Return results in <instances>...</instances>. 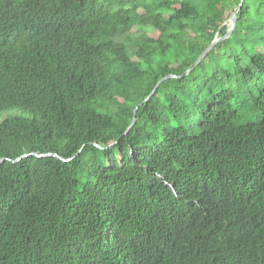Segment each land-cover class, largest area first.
I'll return each instance as SVG.
<instances>
[{"label": "trees", "instance_id": "16d2710c", "mask_svg": "<svg viewBox=\"0 0 264 264\" xmlns=\"http://www.w3.org/2000/svg\"><path fill=\"white\" fill-rule=\"evenodd\" d=\"M239 1L0 0V264H264V0L194 64Z\"/></svg>", "mask_w": 264, "mask_h": 264}, {"label": "water", "instance_id": "95a60500", "mask_svg": "<svg viewBox=\"0 0 264 264\" xmlns=\"http://www.w3.org/2000/svg\"><path fill=\"white\" fill-rule=\"evenodd\" d=\"M243 0H240L238 5L234 8L233 12L230 14V16L228 17V19L224 22V24H226L228 27H227V30H226V33L224 36L222 37H218L217 36V33L215 34L213 40L211 41V43L198 55V57L196 58L194 64H197L201 59L202 57L212 48V46L220 39L228 36L232 30L234 29L235 27V23H236V12L237 10L239 9V7L241 6V3H242ZM187 71H185L183 74H185ZM168 76H171L173 77L174 75H168ZM166 76V77H168ZM165 78V77H164ZM163 79V78H162ZM160 79L156 84L155 86L153 87V89L151 90V92L149 93V95L145 98L147 99L151 94L152 92L156 89L157 85L160 83V81L162 80ZM134 113H135V110H134ZM134 120H132V122L130 123V125L127 127V129H129L132 125ZM2 161V159L0 158V162Z\"/></svg>", "mask_w": 264, "mask_h": 264}, {"label": "rangeland", "instance_id": "374dc122", "mask_svg": "<svg viewBox=\"0 0 264 264\" xmlns=\"http://www.w3.org/2000/svg\"><path fill=\"white\" fill-rule=\"evenodd\" d=\"M226 20H227V19H226ZM145 30H146L147 32H150V31L152 30V28H151V27H146ZM261 85H262V82H261Z\"/></svg>", "mask_w": 264, "mask_h": 264}]
</instances>
